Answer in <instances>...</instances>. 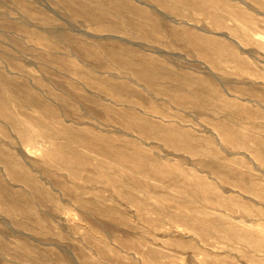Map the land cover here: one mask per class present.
<instances>
[{
	"label": "rangeland",
	"instance_id": "obj_1",
	"mask_svg": "<svg viewBox=\"0 0 264 264\" xmlns=\"http://www.w3.org/2000/svg\"><path fill=\"white\" fill-rule=\"evenodd\" d=\"M0 264H264V0H0Z\"/></svg>",
	"mask_w": 264,
	"mask_h": 264
}]
</instances>
